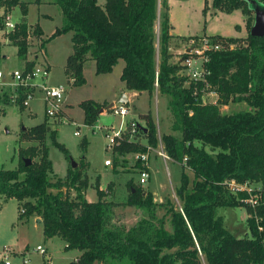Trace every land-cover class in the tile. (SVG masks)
<instances>
[{
	"label": "trees",
	"instance_id": "1",
	"mask_svg": "<svg viewBox=\"0 0 264 264\" xmlns=\"http://www.w3.org/2000/svg\"><path fill=\"white\" fill-rule=\"evenodd\" d=\"M258 1L264 6V0ZM211 2L215 9L226 13L240 9L247 15L250 30L253 13L245 0ZM53 3L60 9L63 24L44 40L37 24L34 32L43 47L49 39L72 32V52L64 65L72 86L85 83L83 67L87 60H93L95 73L101 74L111 72L123 59L120 79L128 90L146 91L150 96L157 90L166 99L171 130L177 134H162L160 140L167 155L181 164L175 192L182 205L175 209L168 201L157 203L150 191L133 184L123 203L106 201V192L99 188L97 179L98 199L88 201L84 195L88 187L85 165L81 169L70 168L65 178L51 176L52 163L44 144L46 134L50 133L53 144L66 156L68 151L56 140L45 117L20 131L21 141L33 146L19 150L18 166L0 167V197L3 201H17L18 220L38 217L46 239L58 236L66 242V249L81 251L76 260L66 264H264V200L251 206L244 201L246 191L235 193L228 186L230 181L264 184V35L256 37L248 31L246 37L213 36L234 46L208 52V80L219 98L217 104H202L192 94L194 86L185 83L181 65L170 61L173 55L169 47L174 35L170 31L167 0L161 1L164 11L157 55L158 0H104L103 5L98 0ZM16 5L20 7L21 19L7 39L16 46L23 67L31 69L35 62L26 61L27 5L21 0H0V7L6 11ZM239 102L246 107L229 113L221 112L219 107ZM18 104L24 109L20 101ZM107 104L92 99L80 101L84 124L93 125ZM138 116L145 123L147 143L156 147L157 129L151 112ZM85 143L83 139L81 146ZM38 149L39 158L33 160ZM145 150L139 141L121 140L112 153ZM24 154L31 160L28 165ZM185 168L192 172L191 180ZM120 204L143 209L148 216L128 228L110 226L109 213ZM157 207L165 209L160 217L155 214ZM220 207H244L247 230L243 234L231 231L224 216L218 214Z\"/></svg>",
	"mask_w": 264,
	"mask_h": 264
},
{
	"label": "rangeland",
	"instance_id": "2",
	"mask_svg": "<svg viewBox=\"0 0 264 264\" xmlns=\"http://www.w3.org/2000/svg\"><path fill=\"white\" fill-rule=\"evenodd\" d=\"M21 1L27 5V21L31 26L27 29L31 34L27 42L28 52L31 55L37 54L38 42L36 41L33 25L38 23L46 39L54 32L55 28L63 24V17L59 7L53 4L52 0H38V2L37 0ZM161 1L158 0V14L155 22L156 55L159 54L160 23L164 11ZM98 4L103 5L104 0H98ZM168 5L172 32L179 33L186 39L188 36H202L208 32L234 35L237 33L235 24L242 22L244 16L247 19V15L240 10L226 13L215 9L211 0H169ZM8 14L13 21L18 20L22 15L19 5L13 7ZM253 15L251 14V17ZM248 31L249 28L245 23V30L241 32V36L246 37ZM71 34V31L64 32L45 43V55H47L52 65L47 82L51 85L63 83L65 86L66 95L63 109L68 114L66 116L68 120L64 122L49 120V128L55 132L56 140L64 145L68 151V156H66L53 144L50 133L46 134L44 144L47 148L48 158L52 163L51 176L53 178H65L68 170L73 168L72 163L74 162L76 163L74 168L78 167L81 169V166L85 165L84 172L88 178V187L85 192L86 197L89 199L95 201L98 199L95 188L97 179L105 192L110 184L109 195L104 198L106 201L123 203L129 194L130 184H133L140 186L145 192L150 191L155 202L164 203L168 201L172 203L175 209H180L182 200L175 190L179 185L182 167L181 164L173 161L169 156V158L163 159L157 154V150L161 149L159 143H157L154 150L148 153L149 178L145 184L141 185L139 184V173L143 168V163L139 156L140 152L112 153V150L107 148L108 139L103 131L96 130V132H92L87 130L79 101L90 96V89H92L94 82L91 76L97 74L93 72V68L87 69L88 66H86L87 84L81 86L71 85V79L65 74L62 65L65 56L68 54L66 53L65 55V51L71 50ZM7 35V33L0 31V41H2L0 42V69L4 73L22 67V61L17 55V48L10 44ZM183 37L171 40L169 49H171L170 52L173 55L171 58L173 62L180 60L185 44V41H182ZM114 71H118V66H116ZM114 73L116 72H113L112 86L116 84ZM210 98L213 97L210 96ZM131 99L127 104L130 109L128 118H134L145 125L144 121L139 118L138 113L150 111L156 125L158 138H161V135L165 133L177 134L171 130V115L166 107V99L160 96L157 90L153 91L151 96L142 91L137 97H132ZM219 107L221 112L229 113L246 107V104L239 102L219 105ZM43 113L44 108L40 91L34 94L29 106L24 107V109H21L18 103L11 101L6 94L0 95V167L14 169L18 166L19 150H26L28 147L33 146L21 141L20 131L25 127L41 122ZM119 122V116L108 111L97 120L96 124L117 127ZM76 124L81 131L78 136L74 135ZM83 139L86 141L84 147L81 146ZM140 139L141 143L146 142L144 135ZM195 143L200 145V142ZM205 149L210 151L208 146ZM213 151L216 152L217 149ZM39 154L40 149L37 150L33 160H37ZM24 155V157L29 158L27 154ZM106 159L111 160L110 166H105L104 161ZM185 171L191 180L193 177L192 172L188 168H185ZM248 188L251 190L247 192L248 196L244 199L245 202L255 194L260 196L258 203L264 200V189L260 185H254V182H251ZM17 206L15 199L10 198L3 201L0 197V249L3 247L2 245L6 244L13 245L17 250H22L27 246L26 252L29 258L27 264H49L48 258L40 255L34 249L37 244L48 246L50 264L68 263L80 252L79 249L75 248L66 249L63 246L62 238L58 236H54L50 244H47L42 231V223H37L32 217L25 222L18 221ZM164 212L165 209L163 207L155 209L157 217L162 216ZM218 214L224 216L226 225L231 231L234 232L235 230L243 234L247 230V212L244 207H220L218 208ZM147 216V212L143 209L126 207L124 204L115 205L109 213V225L128 228L138 219ZM167 227H169L168 224ZM19 261V258H13L15 263H19Z\"/></svg>",
	"mask_w": 264,
	"mask_h": 264
},
{
	"label": "built area",
	"instance_id": "3",
	"mask_svg": "<svg viewBox=\"0 0 264 264\" xmlns=\"http://www.w3.org/2000/svg\"><path fill=\"white\" fill-rule=\"evenodd\" d=\"M17 22L13 21L8 13H6L5 7H0V31L4 33H10L15 29ZM31 34L27 31L26 41L30 39ZM38 42V53L35 54L36 58L39 60L34 63L31 69L15 68L7 73H4L0 69V95L6 94L8 98L16 103H20L26 107L29 106L30 100L33 98L37 91L42 94V104L44 108V114L48 120H53L54 122H64L68 120L63 109V104L65 100L66 88L64 85L48 84L49 77V66L44 62L45 50L41 45L42 40L36 37ZM232 43H226L222 40L214 39L213 36L202 35V36H190L185 39V44L183 47L182 55L178 63L181 65L182 69L180 73L186 76V84H192L194 86L192 94L195 100L202 104H217L219 95L217 91L213 88L208 80V75L210 74L209 69L205 66L208 61V52L216 51L224 48H233ZM72 81V80H71ZM199 85H201L199 87ZM23 98L20 100V97ZM212 96L213 98H210ZM128 103H116L109 110L114 115L119 116L120 122L117 127L113 125H103V124H93L86 125L87 130L96 132V130L103 131L108 139L107 148L112 150V148L117 145L121 140L140 142L141 136L145 132L143 128L145 125L141 124L134 118H128L130 114V109L127 106ZM146 131V129L144 128ZM81 131L79 126L76 124V129L74 130V135H80ZM142 142V141H141ZM158 143L161 149L157 150V154L163 159L169 158L164 150L163 144L158 138ZM146 147L144 152H140L139 156L143 163V168L141 169L139 175V184H145L149 178V165H148V153L155 149L147 143H143ZM185 160V158H184ZM105 165H111V160L106 159L104 161ZM250 183L239 184L235 181L228 182L229 188L234 191H246L250 192L251 189L248 188ZM259 195H254L248 198L246 201L251 206L258 204ZM35 250L42 256L48 258L46 249L37 245ZM19 258V263H14L13 258ZM29 258L27 252H17L10 246H3L0 249V264H27Z\"/></svg>",
	"mask_w": 264,
	"mask_h": 264
},
{
	"label": "crops",
	"instance_id": "4",
	"mask_svg": "<svg viewBox=\"0 0 264 264\" xmlns=\"http://www.w3.org/2000/svg\"><path fill=\"white\" fill-rule=\"evenodd\" d=\"M37 2H38V0H37ZM52 3H53V0L51 1ZM168 2H169V0H167V4H168ZM53 4H55V3H53ZM56 5V4H55ZM57 6V5H56ZM168 7H169V5H168ZM238 10H240V9H235V10H233V11H238ZM11 10H9V12H10ZM232 11V12H233ZM241 11V10H240ZM7 13H9L8 11H6ZM242 12V11H241ZM243 13V12H242ZM20 19H21V17L18 19V20H14L15 22H19L20 21ZM25 21H26V23H27V25H28V28H30L31 26L29 25V23H28V21H27V14L25 15ZM245 23H246V17L244 16L243 18H242V22H240V23H236L235 24V29L237 30V33L236 34H234V35H224V34H221V33H218V32H214V33H210V32H208V33H205V35H209V36H215V35H219V36H222V37H242L241 36V32H243L244 30H245ZM37 25H38V23H36ZM35 24V25H36ZM35 25H33V26H35ZM39 26V25H38ZM40 27V26H39ZM41 29V28H40ZM42 30V29H41ZM171 31V34L172 35H174V37L171 39V40H173V39H176V38H178V37H183V36H181V34H179V33H173L172 32V29L170 30ZM43 30H42V34H41V39L42 40H44L45 38H44V36H43ZM71 36H72V34H71ZM189 37V36H188ZM185 39H186V37H183V39H182V41H185ZM0 42H2V41H0ZM71 50H68L67 52L65 51V55H66V53H68L66 56H65V60H64V62H63V69H64V65H65V62H66V58H67V56L72 52V42H71V48H70ZM44 50H45V46H44ZM171 50V49H170ZM71 51V52H70ZM30 52H28L27 53V57H26V61H34V62H37L38 60H39V57L37 56V58H36V56H35V54H33V55H31V54H29ZM46 54V53H45ZM44 62L49 66V69H51V67H52V65H51V63H50V61H49V59L47 58V55H44ZM170 61H171V59H170ZM171 62H173V61H171ZM23 64H24V62H22V67L21 68H23ZM86 66H88L87 67V69H91V68H93V72H95V62L93 61V60H87L86 62H85V64H84V67H83V75H84V78H85V83L84 84H87V76H86V73H85V71H86ZM116 66H118V71H114L115 70V68H116ZM123 66H124V60L123 59H119L118 60V62L114 65V67H113V69H112V71L111 72H108V73H101V74H97V75H93V76H91L92 77V79H94V82H93V85H92V89H90L91 90V92H90V96H88L87 98H83L82 100H85V99H92V100H94V101H96V102H98V103H104V102H106V103H111V102H114L122 93H125V95H126V97H127V99H128V102L127 103H129V101L130 100H132L131 98L132 97H137L138 96V94H140V93H142V92H136V91H133V90H128L126 87H125V84H124V82L123 81H121V79H120V75H121V72H122V68H123ZM113 72H116V73H114L115 75V77H116V84L115 85H113L112 86V84H111V81H112V76H113ZM96 74V73H95ZM58 84H61V85H63V83H58ZM54 85H57V84H54ZM144 92H146V91H144ZM147 94H148V92H146ZM65 95H66V93H65ZM149 95V94H148ZM82 100H80V101H82ZM79 101V102H80ZM108 111H103V112H100L99 113V116H98V119L97 120H99V118L101 117V116H103V115H105L106 113H107ZM64 113H65V115L66 116H68V114H67V112L64 110ZM142 113H147V112H142ZM44 114V113H43ZM84 114V113H83ZM139 114H141V113H138V115ZM46 116H45V114L43 115V120H44V118H45ZM47 118V117H46ZM71 119V118H70ZM83 119H84V116H83ZM42 120V121H43ZM97 120H96V122H97ZM41 121V122H42ZM49 121V120H48ZM96 122L94 123V124H96ZM40 123V122H39ZM38 124V123H37ZM100 125V124H99ZM24 143V142H23ZM26 143H29V144H32V143H30V142H26ZM105 166H110V165H105ZM17 167V166H16ZM256 184H258V186L260 185V187H263L264 186V184L262 183V182H259V183H254V185H256ZM99 188L100 189H103L102 187H101V185H99ZM84 195H85V197H86V192L84 191ZM109 194L107 193V191H106V195L104 196V198L105 197H107ZM86 199L88 200V201H90V202H93V201H95V200H92V199H89V198H87L86 197ZM159 202V201H158ZM34 220H36V222L37 223H42L41 222V219L40 220H37L38 219V217H32ZM29 219V218H28ZM28 219H26V220H18V221H20V222H25V221H27ZM42 231H43V228H42ZM54 237V236H53ZM53 237H51V238H45V240H47V244H50V242H51V240H52V238ZM63 240V239H62ZM63 246L65 247V245H66V242L63 240ZM37 245H41V244H37ZM2 246H10V247H12L15 251H17V252H26V250H27V246L25 247V248H23L22 250H17L13 245H11V244H6V245H2ZM42 246V245H41ZM45 249H46V251H47V254H48V257H50V252H48L49 251V249H48V246H43ZM35 249V248H34ZM80 253H81V251L80 252H78L75 256H74V258H73V260H76V258L80 255ZM20 262V261H19ZM15 263V262H14ZM48 263L50 264V258H49V260H48ZM66 264V263H65Z\"/></svg>",
	"mask_w": 264,
	"mask_h": 264
},
{
	"label": "water",
	"instance_id": "5",
	"mask_svg": "<svg viewBox=\"0 0 264 264\" xmlns=\"http://www.w3.org/2000/svg\"><path fill=\"white\" fill-rule=\"evenodd\" d=\"M247 2L248 8L252 11L253 15V24L250 27L249 33L252 36L261 37L264 35V6L258 0H245ZM128 99L125 93H122L114 102L109 103L105 107L101 108L100 112L109 110L116 103H127ZM25 165L31 163L29 158L24 159ZM76 163H72V167L74 168ZM37 220H40L38 218Z\"/></svg>",
	"mask_w": 264,
	"mask_h": 264
}]
</instances>
